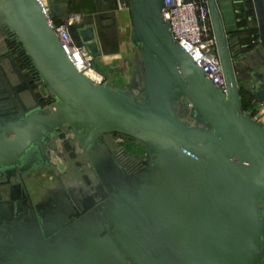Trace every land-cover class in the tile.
Segmentation results:
<instances>
[{"label": "water", "instance_id": "obj_1", "mask_svg": "<svg viewBox=\"0 0 264 264\" xmlns=\"http://www.w3.org/2000/svg\"><path fill=\"white\" fill-rule=\"evenodd\" d=\"M128 2L141 61L121 89L72 63L36 0H0V29L31 62L23 72L17 54L0 59V90L22 110L0 112V175L18 177L30 204L18 212L0 203V264H262L264 126L243 109L231 45L256 39L264 57V0H207L225 92L174 39L164 0ZM79 35L97 56L94 29ZM31 84L42 86L39 100ZM48 94L55 102L40 105ZM254 95L264 107V81ZM61 132L73 135L98 189L50 188L33 203L23 177L50 163ZM111 134L141 144L140 167L127 172L104 151Z\"/></svg>", "mask_w": 264, "mask_h": 264}, {"label": "flooded vegetation", "instance_id": "obj_2", "mask_svg": "<svg viewBox=\"0 0 264 264\" xmlns=\"http://www.w3.org/2000/svg\"><path fill=\"white\" fill-rule=\"evenodd\" d=\"M255 33H256V28L253 26L251 27V29L248 31L247 34L251 35ZM252 40L254 41L253 42L251 41L249 49L255 48L258 53L259 51H261V47L258 43H256V39H252ZM9 53H13L15 55L17 54L16 59L18 60V62L22 63L21 70L23 72L25 71L28 72V70H31V62L26 57H22L24 53L20 51L15 35L8 30L0 29V59L5 57ZM250 59L252 60V58ZM1 64L6 69L9 67L7 60H2ZM260 68L264 69V64L263 66H260L258 69ZM31 74L32 73L30 72L26 74L25 80L27 82H29L31 78H33ZM255 79L257 80L256 81V86H257L256 89H257L258 86L261 85L262 82L264 81V76L262 73L258 75L256 74ZM30 87H31V91H33V95L39 100L42 97L41 94L42 86L35 87L34 85L31 84ZM43 87L45 88V86ZM20 89L21 91L19 93V96L22 99L23 104L26 107H30L34 105L32 94H30V91L28 90L27 86L23 83L19 88V90ZM7 93L11 94V98L9 97L11 100L6 97L5 94ZM54 102L55 99L48 94L46 99L40 101V105L47 106ZM15 109L18 110V113H22L19 101L14 97V95L8 89L0 90V112L12 111ZM68 135H70L71 138H68L69 137ZM115 137H119L122 141L126 143L134 144L137 149L138 148L143 149L141 144L136 141L119 136L118 134H111L104 138V143H103L104 151L110 154L113 157V159H115V161L121 166V168L127 172H130L140 167L142 160L131 159V156L125 154L126 152L124 151V147L119 146L120 145L119 143L122 142H118V140L116 139L114 140ZM58 139H61L63 141L61 144L63 152L65 151L66 147H69L67 154L69 155V158H71V160L69 161L70 165L68 166L64 174H59V172H57L54 187L39 186L36 180H33V182L31 181L29 182L27 176L28 174H26L23 177V181L25 183V186L27 187V190L29 192V195L33 203L39 201L40 198L45 193V191L50 188H55V187L65 188V189H70L74 192H79L81 194H90L98 189V185L100 183L99 179L97 178L96 174L93 172L91 165L88 162L86 156L82 153V151H77V148H75L76 143L72 134L70 132H61ZM123 143L121 145H123ZM28 183H30L33 187L31 185L29 186ZM20 184L21 186H19ZM12 187H14L15 189L14 192L18 196V199L15 200L14 202L11 201L9 198V194ZM0 196H2V199L0 200L1 204L3 205L12 204L15 209H18L17 210L18 212L20 206L26 209H30L29 200L24 193V187L22 185L21 180L18 177L11 179L10 182H7L0 175Z\"/></svg>", "mask_w": 264, "mask_h": 264}, {"label": "built area", "instance_id": "obj_3", "mask_svg": "<svg viewBox=\"0 0 264 264\" xmlns=\"http://www.w3.org/2000/svg\"><path fill=\"white\" fill-rule=\"evenodd\" d=\"M36 1L40 5L48 24L59 37L72 63L84 73L90 71L98 75L99 82L104 83V78L95 69L96 56L90 52L85 44L76 43L71 36L70 30L79 17L67 13L57 21L53 9V0ZM114 1L117 9L129 11L128 0ZM164 2L166 5L165 17L169 22L174 39L197 64L204 68L213 82L225 92V83L210 24L207 0H164ZM234 42H236L235 39L232 46ZM252 116L254 117V115Z\"/></svg>", "mask_w": 264, "mask_h": 264}, {"label": "rangeland", "instance_id": "obj_4", "mask_svg": "<svg viewBox=\"0 0 264 264\" xmlns=\"http://www.w3.org/2000/svg\"><path fill=\"white\" fill-rule=\"evenodd\" d=\"M79 1L81 3H79ZM74 4L75 5L72 8L71 6L73 5V3L71 4L70 2L69 7L71 8H69L68 13L73 16L74 15L78 16L79 19L78 21L74 22V26L72 27L71 34H73V38L76 43L79 42V43L86 45V43L81 41V38L79 35V30L83 28L82 26L84 24V20L87 19L88 22H91V21L95 22L96 20H98L99 16H103L105 15V13L103 12V9H101L100 5L97 6V3H95V0H87V2L86 0H76ZM102 40L104 44V36L102 37L101 41ZM130 44H131L130 41L128 39H125V42L123 43V45H121L120 51L118 48L115 49L116 46H114V52L116 54H119L121 57L117 58L116 60L111 61L114 70L108 73L116 76L117 72H115V70H117L118 67L120 68L121 63L125 61L123 60V58H125L124 56L126 57L128 56L127 60L132 58L133 49H131L132 47ZM136 50L138 53L140 52L138 48ZM256 54L257 55L253 54V56L251 57L252 60L251 59L245 60L244 61L245 63H241L242 61L239 62V60L235 62V69H236V75L238 79L239 88L247 92H250L251 94L255 93V89L257 87L256 86L257 80L255 79L256 74L258 75L262 73L264 76V69L262 68L258 69L260 66H263L264 64V57L262 54V50ZM95 64L101 66L102 68V65H100L97 60L95 61ZM131 66L132 64L129 61L128 71L131 70L129 69L131 68ZM96 71L104 78V83L107 82L106 75L99 72L97 69ZM246 108L248 109L247 111L251 113L250 115H254V118L264 126V107L260 105L256 99H253L248 104L246 103ZM179 112H180V116L182 119L193 124V122L190 120L188 116L189 106L186 103H183ZM68 136H69L68 138H71L70 135ZM115 139L118 140V142H122V143L124 142L119 137H115L114 140ZM62 142L63 141L61 139L57 138L54 142V145L51 144V147L49 148V155L51 157L50 163L45 166L39 167L31 171L30 173H28L27 176H28L29 182L30 181L33 182V180H36L39 186L54 187L57 172H59V174H64L68 166L70 165L69 161L71 160V158H69V155L67 154L69 147H66L65 151L63 152L62 145H61ZM75 143H76L75 148H77V151H81L80 146L77 144L76 140H75ZM122 143H119L120 144L119 146L124 147V151L126 152L125 154L131 156V159H140V160L143 159L144 149L142 148L137 149L134 144H130L126 142H124L123 145H121ZM52 146H54L53 149H52ZM28 184L29 186L31 185L30 183Z\"/></svg>", "mask_w": 264, "mask_h": 264}, {"label": "crops", "instance_id": "obj_5", "mask_svg": "<svg viewBox=\"0 0 264 264\" xmlns=\"http://www.w3.org/2000/svg\"><path fill=\"white\" fill-rule=\"evenodd\" d=\"M76 1V0H75ZM74 0H53L54 11L57 16L62 17L63 13L69 12V8H73ZM73 3L71 7L70 6ZM87 2V0H86ZM79 3H81L79 1ZM97 6L100 5L101 9L105 15L99 16L98 20L88 22V20H84L83 28L87 26H91L94 29L95 33V42L97 43L98 54L96 56V60L100 65H102L103 74L107 77V82H105L109 86H113L116 88L124 89L128 86L130 79L132 77L133 72L140 65L141 54L137 52V48L132 46V58L127 60V57L124 56L123 61L121 63V67L115 72L117 75H111L110 71H113L112 62L121 56L114 52L115 49L118 48L119 51L121 49V45L125 42V39L130 41V33H131V19L129 15V11L119 10L116 7L114 0H95ZM254 26V25H253ZM82 29V28H81ZM246 34V33H242ZM104 36V44L102 37ZM113 49V50H112ZM257 50L247 49V51L239 58V62L245 63V60H250V58L254 55H257ZM127 60V61H126ZM132 64L130 71H128V64Z\"/></svg>", "mask_w": 264, "mask_h": 264}, {"label": "trees", "instance_id": "obj_6", "mask_svg": "<svg viewBox=\"0 0 264 264\" xmlns=\"http://www.w3.org/2000/svg\"><path fill=\"white\" fill-rule=\"evenodd\" d=\"M53 9H54V6H53ZM54 13H55V11H54ZM67 13L68 12H65V14H67ZM55 15L57 16L56 13H55ZM63 15H64V13H63ZM58 19L60 20L61 17L57 16L56 20L58 21ZM71 33H72V28H71ZM71 36L73 38V34H71ZM251 41H252V39L238 40V41L233 43V46L231 45V52L233 55L234 62H236L247 51V49H249ZM95 69H97L99 72L103 73V69L101 68V66L95 64ZM240 94H241V101H242L243 109L245 111H247L248 109L246 108V103L248 104L253 99H256L255 95L251 94L250 92H247L243 89H240Z\"/></svg>", "mask_w": 264, "mask_h": 264}, {"label": "bare ground", "instance_id": "obj_7", "mask_svg": "<svg viewBox=\"0 0 264 264\" xmlns=\"http://www.w3.org/2000/svg\"><path fill=\"white\" fill-rule=\"evenodd\" d=\"M86 75L91 78L92 80L96 81V82H99L100 81V78L98 75L94 74L93 72H90V71H86L85 72Z\"/></svg>", "mask_w": 264, "mask_h": 264}]
</instances>
